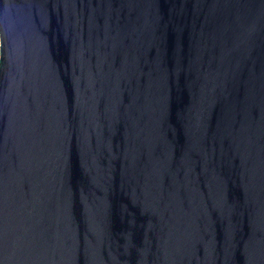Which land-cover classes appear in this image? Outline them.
<instances>
[{
	"label": "water",
	"instance_id": "water-1",
	"mask_svg": "<svg viewBox=\"0 0 264 264\" xmlns=\"http://www.w3.org/2000/svg\"><path fill=\"white\" fill-rule=\"evenodd\" d=\"M0 264H264V0H0Z\"/></svg>",
	"mask_w": 264,
	"mask_h": 264
}]
</instances>
